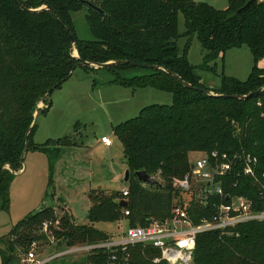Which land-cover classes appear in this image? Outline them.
I'll list each match as a JSON object with an SVG mask.
<instances>
[{"label":"trees","instance_id":"16d2710c","mask_svg":"<svg viewBox=\"0 0 264 264\" xmlns=\"http://www.w3.org/2000/svg\"><path fill=\"white\" fill-rule=\"evenodd\" d=\"M18 1L26 7L47 4L49 8L30 11L14 0H0L2 207L8 205L7 190L13 171L23 166L20 155L37 101L49 89L48 96L60 86L80 64V59L97 62L127 59L164 67L165 70L149 67L150 71L143 74L117 75L113 80L131 88L151 86L169 91L172 100L146 104L135 116L113 126L129 169L127 195L121 189H90L89 223H73L67 214L57 215L52 206L42 205L0 236L1 264H17L16 245L25 252L33 240L46 239L40 230L45 219L57 220V226H51L52 233L67 247L111 236L94 222L124 218L130 226L163 220L170 215L175 198L181 203L186 201L187 195L174 185V179L190 168L191 151L232 152L244 148L257 156L256 173L263 180L264 89L246 98L207 94L185 86L170 71L192 85L219 93L243 94L264 86V67L256 64L264 56V0H254L239 13L235 10L246 0H228L225 8L201 0H90L103 12L80 0ZM83 7L93 38H80L75 30L72 12ZM178 12L184 17L182 32L178 30ZM69 32L75 38L74 45ZM193 35L204 50L200 65L209 68H213L209 62L223 58L226 50L246 44L253 60L247 77L240 79L223 73L218 87L203 85L195 65L187 58ZM180 36L186 37L182 49L177 45ZM73 47L79 58L72 54ZM132 65L135 64L120 62L106 67L119 69ZM48 96L39 111L48 108ZM77 124L74 123V129ZM35 126L36 121L28 133V148L46 151L72 143L67 134L35 143L32 139ZM139 169L149 174L160 170L161 184L139 181L134 175ZM233 181H237L235 185ZM224 189L249 197L256 209L264 207V192L252 176L233 172L224 181ZM123 197L128 200L125 207L119 205ZM209 205L210 202L200 205L191 201L188 213L193 223L210 215ZM124 209L129 212L125 214ZM233 229L237 234H220L216 229L197 232L191 264H264V221L241 222ZM159 254L158 247L137 243L129 246L127 258H118L113 264H168L166 259L154 260ZM83 264H111L109 251L93 248L86 253Z\"/></svg>","mask_w":264,"mask_h":264},{"label":"rangeland","instance_id":"374dc122","mask_svg":"<svg viewBox=\"0 0 264 264\" xmlns=\"http://www.w3.org/2000/svg\"><path fill=\"white\" fill-rule=\"evenodd\" d=\"M201 1L218 8H225L228 4V0ZM85 13V7L72 12L75 30L80 38H93ZM184 28L183 14L178 12L179 32ZM185 41V36L177 39L180 49ZM203 53L199 39L193 35L187 58L195 65V72L203 85L209 88L219 86L223 73L246 78L252 65V53L246 44L227 50L225 59L218 57L210 61L213 68L200 65ZM256 64L263 67L264 56L258 58ZM149 71V67L139 65L110 69L106 66L84 67L78 64L72 74L52 90L47 98L51 106L47 111H39L32 139L41 144L49 138L67 134L72 143L59 148L54 145L55 148L46 151L26 150L24 170L13 174L9 180L7 207H2L0 201V236L7 233L20 218L42 205L52 206L57 215L67 214L73 223H89L87 211L91 201L88 191L101 188L115 190L126 185L123 180L127 168L123 145L114 133L113 126L135 116L146 104L170 103L172 94L151 86H123L113 79L117 75L131 76ZM40 104L41 108L46 105L44 100ZM75 122L78 124L74 129ZM102 134L111 138V145L101 142ZM200 155L202 152L199 150L191 151L189 160ZM45 221L47 226L43 229L41 222L40 230L46 234V239L37 242L36 258L42 260L52 256L42 264H83L87 251H67L69 247L58 242V237L52 233L51 226H57L56 220ZM94 225L114 236L127 227V222L120 218L94 222ZM59 252L65 253L54 256ZM15 253L17 264H23L20 258L24 252L20 246H15Z\"/></svg>","mask_w":264,"mask_h":264},{"label":"built area","instance_id":"2783aa9c","mask_svg":"<svg viewBox=\"0 0 264 264\" xmlns=\"http://www.w3.org/2000/svg\"><path fill=\"white\" fill-rule=\"evenodd\" d=\"M100 140L106 145L112 144L111 138L107 135H101ZM201 152L202 155L190 160V168L184 175L174 179V185L187 197L184 203L178 198L174 199L168 217L163 220L153 219L146 225L127 226L118 235L97 242L73 245L67 251L89 252L93 248H104L109 251V261L113 264L118 258H127L129 246L142 243L160 249V254L154 257L155 261L166 259L168 264H191L197 232L216 229L220 234H237L233 227L241 222L264 221V207L256 209L249 197L243 194H230L224 189V181L235 172L236 175L254 177L264 192V172L261 173L263 180L259 179L256 173L257 156L244 148L232 152L218 149ZM150 175L161 182L160 170ZM236 182L233 181L232 185ZM121 191L123 195L128 193L126 186H123ZM191 201L200 205L210 202L208 207L210 215H204L197 223H193L188 213ZM128 212V209H124L125 214ZM46 226L47 222L43 220L42 228ZM36 247L37 242L33 240L29 249L20 258L23 264H42L52 257L37 259ZM62 253L65 252H59L54 256Z\"/></svg>","mask_w":264,"mask_h":264},{"label":"water","instance_id":"95a60500","mask_svg":"<svg viewBox=\"0 0 264 264\" xmlns=\"http://www.w3.org/2000/svg\"><path fill=\"white\" fill-rule=\"evenodd\" d=\"M15 2H18L22 7L30 10V11H38L40 9H43V8H49V5L47 4H42V5H39L37 7H26L24 6L22 3H20L18 0H14ZM81 2H83L85 5L87 6H90L91 8H93L94 10H97V11H100V12H103V9L101 7H99L98 5H96L95 3H93L92 1L90 0H80ZM254 0H246L244 2V4H242L241 6H239L236 10H235V13H239L241 10H243L244 8H246L248 5H250ZM69 35H70V38H71V42L72 44L74 45V42H75V38L73 36V34L71 32H69ZM72 54L79 58L78 56V53H77V50L73 47V50H72ZM80 65L82 66H95V67H100V66H106V65H109V64H112V63H120V62H130V63H133L135 65H139V66H144V67H154V68H162L165 70L164 67H161L157 64H151V63H147V62H137V61H130V60H127V59H111V60H107V61H103V62H97V61H88V60H85V59H80ZM169 71V70H167ZM171 74L175 75L185 86L187 87H193V88H196V89H199V90H202L204 91L205 93L207 94H214V95H219V96H225V97H236V98H246L248 97L249 95L257 92V91H260L262 89H264V86H259L257 88H255L254 90H251L247 93H243V94H239V93H219V92H214L213 90L211 89H208V88H204V87H199V86H195V85H192L190 82L186 81V80H183L179 75H177L175 72H172L170 71ZM50 89L48 91L45 92V94L37 101L36 103V106H35V110H34V113H33V118H32V122L30 123L26 133H25V142H24V149L20 155V160L23 164V159H24V154H25V151L27 150L28 148V133L33 125V123L35 122L36 120V117L39 113V108L41 106L40 103L43 102V100L48 96V93H49ZM6 167L9 168L10 170H12L10 168V165L9 164H6ZM23 170V167L17 171H13L14 173H17L19 171H22ZM134 175L137 177V179L143 183H147V184H155V185H160L161 182L154 178L153 176H151L146 170L144 169H139V170H135L134 171ZM129 178V169L126 168L125 171H124V175H123V180L124 181H127ZM128 204V200L125 199V198H121L119 200V205L122 206V207H125L127 206Z\"/></svg>","mask_w":264,"mask_h":264},{"label":"crops","instance_id":"0c3cea01","mask_svg":"<svg viewBox=\"0 0 264 264\" xmlns=\"http://www.w3.org/2000/svg\"><path fill=\"white\" fill-rule=\"evenodd\" d=\"M228 50H229V49H228ZM226 51H227V50H226ZM226 51H225V53H224L222 59H225V57H226ZM252 62H253V60H252ZM261 63H262V60L260 61V64H261ZM261 67H262V66H261ZM263 67H264V66H263ZM50 106H51V102L49 103L48 109L50 108ZM48 109H47V110H48ZM47 110H46V111H47ZM102 135H103V134H102ZM101 142H102V141H101ZM102 143H103V142H102ZM103 144H104V143H103ZM104 145H106V144H104ZM110 145H111V144H110ZM25 154H26V151H25ZM25 154H24V155H25ZM22 167H23V166H22ZM23 170H24V167H23ZM23 170H22V171H23ZM19 172H21V171H19ZM123 186H126V185H123ZM123 186H122V187H123ZM67 210H68V208H67ZM71 215H72V213H71ZM72 216H73V215H72Z\"/></svg>","mask_w":264,"mask_h":264}]
</instances>
